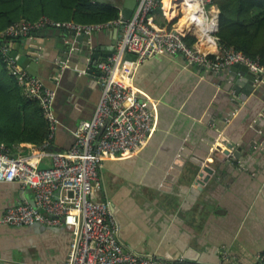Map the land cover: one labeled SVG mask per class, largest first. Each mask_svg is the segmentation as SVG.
<instances>
[{
    "label": "crops",
    "instance_id": "1",
    "mask_svg": "<svg viewBox=\"0 0 264 264\" xmlns=\"http://www.w3.org/2000/svg\"><path fill=\"white\" fill-rule=\"evenodd\" d=\"M165 2L166 10L162 2L151 15L158 26L176 24L182 9V1ZM94 3L116 6L121 15L123 0ZM211 6L217 16L218 6ZM116 28L90 35L89 56L62 54V35L50 32L15 39L35 62L36 76L56 89L53 110L59 125L53 149H69L72 132L93 117L101 96L98 63L94 65L116 50L122 34ZM214 38L219 45L216 33ZM17 42L12 45L16 49ZM96 53L98 60L92 57ZM135 57L126 51L123 59ZM134 84L152 101L155 130L140 153L104 161L96 192L109 202L122 244L139 255L180 264H254L255 255L264 252V82L257 80L261 91L237 104L220 76L180 54H159L138 64ZM223 140L242 149L241 157L224 164ZM19 147L23 154L35 149L31 143ZM204 165L219 175L199 184ZM33 197L19 183L1 181L0 217L8 207ZM71 237L64 226L0 223V264H62ZM227 250L228 260L223 253Z\"/></svg>",
    "mask_w": 264,
    "mask_h": 264
},
{
    "label": "built area",
    "instance_id": "2",
    "mask_svg": "<svg viewBox=\"0 0 264 264\" xmlns=\"http://www.w3.org/2000/svg\"><path fill=\"white\" fill-rule=\"evenodd\" d=\"M204 13L212 0H197ZM163 0H138L137 10L129 21L119 19L105 23H77L43 16L32 22L22 20L8 27L2 37L12 40L32 38L42 29H62L79 34L122 27L115 51L98 62L101 96L91 119L82 120L72 132L69 149H51L59 125L53 105L56 89L43 78L32 75L2 46L9 71L24 93L40 102L49 122L50 133L32 153H21L18 146L0 142V182H17L33 192V201L25 199L6 209L0 223L13 226L42 224L64 226L71 232V243L62 264H180L154 256H142L124 247L119 239V224L109 209V202L96 197L100 187V168L107 159L129 157L140 153L156 127V110L151 99L143 97L134 84L141 61L159 54H180L188 63L207 72H217L235 64L245 65L264 82V64L239 50L222 48L205 50L200 40L189 44L185 37L191 29L179 24L158 26L151 15ZM180 9V8H179ZM195 35V34H193ZM196 36V35H195ZM214 37V36H213ZM136 55L124 61V53ZM18 149V151L16 150ZM48 158L50 166H41ZM224 258L230 259L229 251ZM254 264H264V252L255 255Z\"/></svg>",
    "mask_w": 264,
    "mask_h": 264
},
{
    "label": "trees",
    "instance_id": "3",
    "mask_svg": "<svg viewBox=\"0 0 264 264\" xmlns=\"http://www.w3.org/2000/svg\"><path fill=\"white\" fill-rule=\"evenodd\" d=\"M212 4L220 10L216 32L219 46L239 50L264 64V0H212ZM43 16L105 23L121 15L118 7L93 4V0H0V142L11 147L22 143L41 146L49 136L50 127L40 102L29 98L9 71L2 43L13 40L2 37L1 33L22 20L34 22ZM185 40L193 44L197 37L188 34ZM45 159L43 167L49 166Z\"/></svg>",
    "mask_w": 264,
    "mask_h": 264
},
{
    "label": "water",
    "instance_id": "4",
    "mask_svg": "<svg viewBox=\"0 0 264 264\" xmlns=\"http://www.w3.org/2000/svg\"><path fill=\"white\" fill-rule=\"evenodd\" d=\"M138 0H123V8L121 12V16L124 22L129 21V19L133 16L135 10H137ZM216 29L211 34L214 36V34L219 29V13H217L216 16ZM122 27H117L116 32L121 30ZM41 33L45 34L47 32H50L52 34L58 35L63 37L61 40V43L63 44V50L62 54L64 52H67L66 54H84L86 56H89V44H90V35L87 34H79L77 35L75 32H69L62 29H42L40 31ZM121 37V34L118 36V38ZM11 41H5L2 43L3 46L8 47V55L14 59L17 60V62L22 65L23 67L27 68V70L32 75H37L35 68V62L27 55L26 52H24L22 49H20L21 43L17 42V40H14L13 42H17V47H13L10 43ZM11 44V45H10ZM126 53V50H125ZM112 53L109 55H106L107 57L111 56ZM93 59H99V54L96 53L92 56ZM106 58V57H105ZM97 63H95L94 66H97ZM215 75L220 76V78L225 82V89L227 92H233L236 99H234V103H241L242 101L246 100L248 96H250L252 93L257 94L260 90V88L256 87V81L257 78H261L259 75H256L255 73L251 72L249 68L245 65L241 64H235L228 68H225L221 71L212 72ZM232 97V95H229ZM226 120V119H225ZM223 144L226 145L227 148L222 149L220 152L223 156L221 158L224 160V164L230 163L231 157L239 158L241 157L242 149H233L234 143L227 142L225 140L222 141ZM221 147L217 146L216 150H220ZM219 175L218 173H215L214 169L204 165L200 172L198 173L197 183L202 184L204 181H208L211 176L214 178H217Z\"/></svg>",
    "mask_w": 264,
    "mask_h": 264
},
{
    "label": "bare ground",
    "instance_id": "5",
    "mask_svg": "<svg viewBox=\"0 0 264 264\" xmlns=\"http://www.w3.org/2000/svg\"><path fill=\"white\" fill-rule=\"evenodd\" d=\"M166 1L169 6V0ZM179 2H181L180 6L182 9L186 8L185 15L182 17L181 22L178 23L180 27L184 29L197 28L203 49H215L216 45L211 33L216 29V15L212 18L206 16L200 2L197 0H178ZM182 22L184 23L182 24Z\"/></svg>",
    "mask_w": 264,
    "mask_h": 264
},
{
    "label": "rangeland",
    "instance_id": "6",
    "mask_svg": "<svg viewBox=\"0 0 264 264\" xmlns=\"http://www.w3.org/2000/svg\"><path fill=\"white\" fill-rule=\"evenodd\" d=\"M185 10H186V8L181 9V10L179 9L177 11L176 18H175L176 24H178L180 22V19L185 15ZM205 11L207 12V13L205 12L206 16H209L211 18L214 16V12H213L212 6H210L209 4L206 6V10ZM191 30H192L193 34L199 35L198 31H197V28H192Z\"/></svg>",
    "mask_w": 264,
    "mask_h": 264
}]
</instances>
